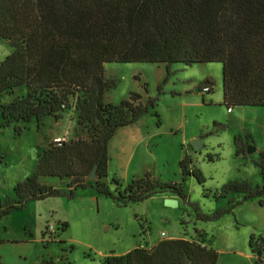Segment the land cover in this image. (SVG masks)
<instances>
[{
    "label": "trees",
    "instance_id": "16d2710c",
    "mask_svg": "<svg viewBox=\"0 0 264 264\" xmlns=\"http://www.w3.org/2000/svg\"><path fill=\"white\" fill-rule=\"evenodd\" d=\"M1 40L11 51L0 61V128L15 125L22 131L34 120L58 121L76 98L78 125L87 128L89 136L50 143L38 154L35 172L16 185L14 198L0 206V217L23 210L30 202L72 199L78 189L92 188L126 207L159 193L185 199L184 182L189 177L204 188L203 172L187 153L179 163L181 183H166L149 174L125 187L116 178L105 181L113 137L156 106L155 100L144 103L136 93L119 104L107 102L117 80L108 77L106 64L164 65L165 82L174 65L221 64L223 105L264 107V0H0ZM202 85L212 93L214 82L208 78ZM18 89L25 94L2 102ZM256 166L261 185L228 182L213 198L241 195L229 201L228 211L249 200L264 209V151ZM94 169L97 179L90 180ZM43 177L69 179L68 191L42 183ZM114 186L124 189L116 196ZM203 193L208 197L210 191ZM222 213L219 210L216 218ZM257 241L258 245L251 235L249 246L254 264H262L264 242ZM218 260V253L204 241L178 238L107 256L102 264H218Z\"/></svg>",
    "mask_w": 264,
    "mask_h": 264
},
{
    "label": "rangeland",
    "instance_id": "374dc122",
    "mask_svg": "<svg viewBox=\"0 0 264 264\" xmlns=\"http://www.w3.org/2000/svg\"><path fill=\"white\" fill-rule=\"evenodd\" d=\"M10 51L9 43L1 40L0 61ZM172 68L174 73L165 82L163 65L106 64L108 77L117 80V87L106 95L107 102L119 104L136 93L144 103L153 99L156 105L137 124L143 137L129 142L127 132L132 128H121L111 154L131 157L132 171L141 178L149 174L166 183H181L179 163L187 153L203 172L204 188L195 178H187V197L176 194L178 206L174 207L165 204L168 198L161 193L120 207L91 188L78 189L72 199L61 196L30 202L25 209L0 217V264H102L107 256L178 238L204 241L218 253V264L255 263L249 240L254 235L256 243L258 238L264 242V209L249 200L228 211L229 201L241 195L231 193L216 201L213 193H221L228 182L261 185L256 162L264 151V107H234L229 114L223 105L221 64ZM208 78L214 82L210 94L201 92ZM24 94L18 89L2 102ZM76 101L58 121L52 117L40 123L34 120L23 125L22 131L15 125L0 128V206L14 198L16 185L35 172L38 154L50 143L89 136L88 129L78 125ZM194 140L202 142V149L193 148ZM249 149L255 151L249 154ZM114 161L113 171L108 166L107 183L116 178L125 187L131 182L124 181L126 168L119 171L122 162ZM69 183V179H56L47 185L68 191ZM124 187L112 190L117 196ZM204 190L210 191L208 197ZM219 210L224 213L216 218Z\"/></svg>",
    "mask_w": 264,
    "mask_h": 264
},
{
    "label": "crops",
    "instance_id": "0c3cea01",
    "mask_svg": "<svg viewBox=\"0 0 264 264\" xmlns=\"http://www.w3.org/2000/svg\"><path fill=\"white\" fill-rule=\"evenodd\" d=\"M164 66V65H163ZM199 90V89H198ZM200 92V91H199ZM229 113V112H228ZM234 113V111H232L231 113H229V114H233ZM143 118V117H142ZM141 118V119H142ZM140 119V120H141ZM139 120V121H140ZM139 121L136 123V124H134V125H131V126H127V127H124V128H127V129H130V128H132V129H130V131H128L127 132V135H128V139H129V142H133V141H135V140H138V139H140V138H142L143 137V133H141V132H137V129H139V128H137V124L139 123ZM123 128V129H124ZM121 129H119L118 130V132L116 133V135L113 137V139L111 140V142H110V145H109V157H110V163H109V172L110 171H113L114 170V163H115V159L116 160H120L122 163H121V168L119 169V171H123V167H125L126 168V176H125V180L124 181H127L128 183L130 182V181H132V180H134V179H137V178H141L140 177V174H136L135 172H133L132 171V169L133 168H131V160H132V158L131 157H129V156H121V155H117V157L116 158H114V156L115 155H112L111 154V149H112V145H113V141H115V139L117 138V136H119V131H120ZM139 133V134H138ZM183 155L185 156V153H183ZM184 156H183V158H184ZM182 158V159H183ZM117 171V170H116ZM181 171V170H180ZM129 173H131V174H129ZM155 179H161V177H159V176H153ZM56 179L55 178H41V181H42V183H44V184H51V183H54V181H55ZM105 181L107 182V178L105 179ZM92 189V188H91ZM94 190V189H93ZM95 191V190H94ZM96 192V191H95ZM99 196H101V195H99ZM163 196H164V198H171V199H176V196L174 195V194H171V193H166V194H163ZM155 245V244H154ZM153 245V246H154ZM151 248V247H150ZM128 253V252H127Z\"/></svg>",
    "mask_w": 264,
    "mask_h": 264
},
{
    "label": "water",
    "instance_id": "95a60500",
    "mask_svg": "<svg viewBox=\"0 0 264 264\" xmlns=\"http://www.w3.org/2000/svg\"><path fill=\"white\" fill-rule=\"evenodd\" d=\"M198 92H199V90H198ZM192 145H193V148H194L195 150H200V149H202V147H203V146H202V142H201L200 140H194V141L192 142ZM253 151H255V150H253ZM253 151H252L251 149H249V150H248V153L251 154ZM88 179H90V180H95V179H97L96 169H94V170L92 171V173L88 176ZM165 204H166L167 206H169V207L178 206V200H174V199L168 198V199L165 200Z\"/></svg>",
    "mask_w": 264,
    "mask_h": 264
},
{
    "label": "built area",
    "instance_id": "2783aa9c",
    "mask_svg": "<svg viewBox=\"0 0 264 264\" xmlns=\"http://www.w3.org/2000/svg\"><path fill=\"white\" fill-rule=\"evenodd\" d=\"M209 91H210L209 87H206V88L203 89V92H205L206 94H207ZM227 111H228L229 113H231V112L233 111V109H232V108H229V109H227ZM58 141H60V140H58Z\"/></svg>",
    "mask_w": 264,
    "mask_h": 264
}]
</instances>
